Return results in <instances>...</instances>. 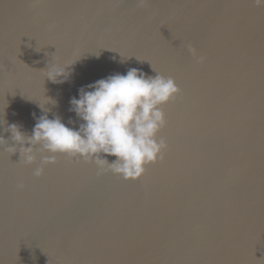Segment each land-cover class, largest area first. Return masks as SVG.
Wrapping results in <instances>:
<instances>
[{
  "label": "water",
  "instance_id": "1",
  "mask_svg": "<svg viewBox=\"0 0 264 264\" xmlns=\"http://www.w3.org/2000/svg\"><path fill=\"white\" fill-rule=\"evenodd\" d=\"M53 59L75 62L70 82L44 79ZM130 68L181 89L162 109L163 161L126 181L59 155L37 178L39 156L14 167L19 153L0 146V264H264V5L0 0V135L10 143L5 127L31 135L34 114L78 130L71 99Z\"/></svg>",
  "mask_w": 264,
  "mask_h": 264
},
{
  "label": "clouds",
  "instance_id": "2",
  "mask_svg": "<svg viewBox=\"0 0 264 264\" xmlns=\"http://www.w3.org/2000/svg\"><path fill=\"white\" fill-rule=\"evenodd\" d=\"M254 2L258 7L264 5V0ZM188 51L199 64L206 63L207 58L191 45ZM74 63L53 59L41 73L52 83H68ZM181 94L172 77L148 76L130 68L126 74L116 73L82 87L79 98L71 99L70 111L82 121L78 130L66 126L59 116L36 118L34 114L37 122L31 135L20 125H7L4 131L11 133L12 142L0 135V146L7 145L4 150L9 154L18 152L24 166L37 164L39 156L33 173L37 178L44 176L47 166L57 163V156L64 155L94 164L99 174L110 172L126 181H140L147 166L161 162L168 150L167 141L159 136L167 126L162 109Z\"/></svg>",
  "mask_w": 264,
  "mask_h": 264
},
{
  "label": "snow or ice",
  "instance_id": "3",
  "mask_svg": "<svg viewBox=\"0 0 264 264\" xmlns=\"http://www.w3.org/2000/svg\"><path fill=\"white\" fill-rule=\"evenodd\" d=\"M9 159H10V157H9ZM164 159V158H163ZM11 160V159H10ZM163 161V160H162ZM11 163H12V165L14 166V167H22V163L21 162H12L11 161ZM144 179V177L140 180V181H142Z\"/></svg>",
  "mask_w": 264,
  "mask_h": 264
}]
</instances>
